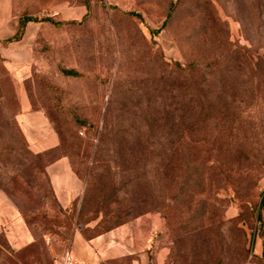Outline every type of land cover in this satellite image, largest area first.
Listing matches in <instances>:
<instances>
[{"label":"rangeland","instance_id":"1","mask_svg":"<svg viewBox=\"0 0 264 264\" xmlns=\"http://www.w3.org/2000/svg\"><path fill=\"white\" fill-rule=\"evenodd\" d=\"M190 63L217 99L208 125ZM24 104L59 136L40 157ZM61 156L67 206L47 172ZM263 193L264 0H0V264H56L77 233L112 231L89 264H264Z\"/></svg>","mask_w":264,"mask_h":264},{"label":"crops","instance_id":"2","mask_svg":"<svg viewBox=\"0 0 264 264\" xmlns=\"http://www.w3.org/2000/svg\"><path fill=\"white\" fill-rule=\"evenodd\" d=\"M21 120L22 129L28 141L34 144L35 151L41 152L58 145V136L48 124L42 110H33L24 104ZM47 172L56 198L63 206H67L79 192L78 178L72 171L69 159L66 156L57 158L47 166ZM116 240L115 231L90 239H85L77 233L72 242L71 252L77 264L97 262L102 252L115 251Z\"/></svg>","mask_w":264,"mask_h":264},{"label":"trees","instance_id":"3","mask_svg":"<svg viewBox=\"0 0 264 264\" xmlns=\"http://www.w3.org/2000/svg\"><path fill=\"white\" fill-rule=\"evenodd\" d=\"M85 5H86V8L89 9V4L87 2H85ZM136 15H138V14H136ZM42 20L43 21H50V22H52V23H54L56 25L62 24V22H54V21H52L49 18H43ZM30 21H36V19L33 18L32 16H29V15L20 16L19 19H18V24H17L16 31L11 36L5 38L3 40V42L4 43H9V42L21 39V37H22V35L24 33V30H25L26 24L28 22H30ZM152 31L157 33V32H159V29H155V30H152ZM176 67L179 68L183 72V74L186 76V86H185V89H186V93H185L186 103H188V106H191L192 109L194 107H196V106H197V108H199V113H198L199 116L196 115V117H194L193 113H192L191 121H194V123L203 122V123H205V125H208V123H209L208 120L209 119L213 120V121H214L215 118L219 119L220 116H217L218 113L215 115V112H214V115L212 116V114H213L212 112L215 111V108L217 106V99L212 97L208 93H205V92L199 93L200 90H202L203 86H205V84L203 83V82H205V79H201V80L200 79L199 80L194 79V77L196 76L195 75L196 74V68H195L196 65H195V63L186 64L183 67L178 65V64H176ZM61 71H62V73L67 74V75H77V72L75 70H73V69L62 68ZM210 83L211 82H209L208 84H210ZM208 110H210V112H207ZM227 116L228 115H226L223 112L221 118H223L224 121L228 122V117ZM58 139H59V136H58ZM59 143H58V145H59ZM58 145H56L55 147H52L51 149L56 148ZM41 152H43V151H41ZM41 154L42 153L39 152V153L34 154L33 156L34 157H40ZM96 160H99V157H97ZM216 160L218 162H220L219 164H221L222 166L225 165V164H223V161H222L221 157H220V159H216ZM41 171H43V170H41ZM92 176H93L92 177V181H93L95 179V177H94L93 174H92ZM259 206L264 208V193H263V195H262V197L260 199ZM259 217H261V216L258 213V218ZM262 253L264 254V249H262Z\"/></svg>","mask_w":264,"mask_h":264},{"label":"built area","instance_id":"4","mask_svg":"<svg viewBox=\"0 0 264 264\" xmlns=\"http://www.w3.org/2000/svg\"><path fill=\"white\" fill-rule=\"evenodd\" d=\"M56 264H77L72 252L69 248H66L62 254L56 258Z\"/></svg>","mask_w":264,"mask_h":264}]
</instances>
